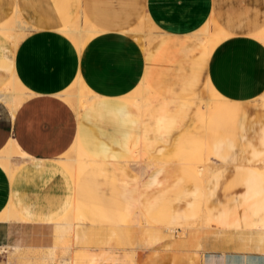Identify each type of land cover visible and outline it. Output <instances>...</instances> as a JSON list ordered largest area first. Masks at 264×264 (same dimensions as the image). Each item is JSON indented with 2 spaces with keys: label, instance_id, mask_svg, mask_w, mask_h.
I'll return each mask as SVG.
<instances>
[{
  "label": "crops",
  "instance_id": "0c3cea01",
  "mask_svg": "<svg viewBox=\"0 0 264 264\" xmlns=\"http://www.w3.org/2000/svg\"><path fill=\"white\" fill-rule=\"evenodd\" d=\"M81 14L102 33L77 54L57 30ZM19 16L31 29L15 47L0 35V89L15 75L32 96L14 117L0 102V151L12 139L28 160L12 178L0 168V215L10 203L20 218L0 222V254L50 250L55 237L68 248L55 223L75 202L86 222L73 226L74 264H264V231L249 229L264 217V180L234 145L254 101L263 150L250 154H264V46L253 37L264 0H0V26ZM141 21L158 30L146 53L127 34ZM210 23L226 37L209 53L194 37ZM76 72L92 94L78 119L59 97ZM140 86L142 117L124 101ZM207 86L224 102L204 127L187 100ZM75 137L95 161L76 186L57 161ZM204 144L217 159L201 183L184 163ZM142 148L138 176L126 161ZM135 214L151 225L122 227Z\"/></svg>",
  "mask_w": 264,
  "mask_h": 264
},
{
  "label": "bare ground",
  "instance_id": "6f19581e",
  "mask_svg": "<svg viewBox=\"0 0 264 264\" xmlns=\"http://www.w3.org/2000/svg\"><path fill=\"white\" fill-rule=\"evenodd\" d=\"M145 24H149V23H145ZM30 29L31 27H29L26 23H24L20 19V16L14 17V18L12 17L10 21L3 23V25L0 26V35H3L5 38L7 37V39H10L12 41V45L16 46L24 38L27 32H29ZM152 30H151L152 33H148L147 35H144L143 31H139V30H131V32L137 33L139 35L140 40L144 42L143 43L144 46L147 47L158 36V33H157L158 30H156L154 27H152ZM57 32L61 33L62 35L64 34L66 36L71 37V40L74 42V48L77 51V54H80L81 50L83 49L85 45H87L89 40H91L97 34L102 33V31L96 29L85 18L83 14L79 15L74 20L73 23H71L70 25L62 29L57 30ZM225 34L219 31L218 33L207 35L205 32L201 31L200 33H197L194 38H196V40L201 43V45L206 49V51L210 53L213 50V48L224 37H226ZM253 37H255L256 38L255 40H258L259 43H261L264 46V35L263 34H259ZM81 78L82 77L80 76V73L78 72L76 76L74 77V80L72 81L70 86L59 95V97L65 103H67V105L75 112L77 119L79 118L80 113L89 105L92 99L91 91L83 84ZM20 84H21L20 81L14 75L11 77L10 81L2 89H0V102L3 103L7 107L11 117H14L17 107L21 105L29 97L32 96V94H26L27 92H23L22 91L23 89L21 90L22 87L20 88ZM147 91L148 89L146 87L140 86L135 92H133L132 94H129L124 99V101H127L128 103H130L138 111L141 117L148 111V108H149V106H147L148 99L145 101V98H147L145 97V93ZM203 92L208 97V100H206L205 104L201 102L196 104L192 100L191 101L187 100V102L188 104L189 102H192V104L195 106L194 107L195 113L198 116L202 117L203 119L202 123H203V126L205 127L207 121L209 120L210 115L224 102V99L214 88L210 86H207ZM146 96H147V93H146ZM143 150L144 148L140 149V151L134 154H131L130 159L126 161L127 166H129L130 169L133 172H135L138 176H141L144 170L143 165L145 164V162L143 164V160H144L145 154L142 152ZM211 157L212 155H211V152L209 151V148L207 147L206 144H204L200 146V148L196 151L195 155L191 158V160L184 163V166H186V168L188 169L195 171V173L197 174L199 178V181L201 183H205L208 177L212 173V170L210 166L208 165L209 164L208 161H210ZM25 160H28L27 156L20 152L17 144L12 139L9 140L7 145L3 147V150L0 151V168L10 178L13 177V175L15 174V172L17 171L21 163L24 162ZM57 161L66 170L69 177L72 179L74 186H76V183H77L76 181L78 180L80 175L90 166V164L95 163V161L92 160L81 149V146L79 144L77 137H75L74 144L71 146V148L62 157L58 158ZM257 173L264 180V170L259 169L257 170ZM77 209L78 208H76V205L74 202L70 210L68 211V214L61 220L57 221L55 224L68 227L70 230L73 231V226L75 223L77 222L83 223V221H85L81 217ZM205 218H206L205 224H207V226L213 225L212 224L213 222L208 217H205ZM19 219H20L19 215L16 213V211L14 210L12 206H8L4 210V212L0 215L1 223H4V222L6 223L7 221L13 222L14 220L16 221ZM141 219H143L142 215L135 214L131 219H129L123 225L124 227L125 225L129 227L139 226ZM201 227L205 228L206 225H203V226L201 225ZM249 229H261L264 231V217L260 219L257 223H255ZM166 230L169 234H171L174 232L175 229L173 230L166 229ZM165 231L163 233H165ZM73 237L75 238V236ZM74 238H73V241H74ZM19 249H21V247L17 245L15 247V250H19Z\"/></svg>",
  "mask_w": 264,
  "mask_h": 264
},
{
  "label": "rangeland",
  "instance_id": "374dc122",
  "mask_svg": "<svg viewBox=\"0 0 264 264\" xmlns=\"http://www.w3.org/2000/svg\"><path fill=\"white\" fill-rule=\"evenodd\" d=\"M215 22H216V20H215ZM64 27H66V26H64ZM64 27H62V28H64ZM62 28H60V29H62ZM131 30L143 31L144 35H147L148 33H152V31H154V30H152V26L150 24H145L143 21H141L135 27V29H131ZM131 30L127 34L139 46L140 50L143 53H146L148 51V49L153 44H150L149 46L145 47L143 44L144 42L140 40L139 35L137 33L131 32ZM202 31L205 32L207 35H211V34L219 32L216 28L213 27L212 23L209 24L208 28H205ZM259 34L264 35V29L261 32H259L258 34H256L255 36H257ZM63 36H66V35L63 34ZM66 38L67 39L69 38V40L71 41V43L74 46V42L71 40V37L66 36ZM8 40H10V39H8ZM11 43H12V41H11ZM20 88H21V90L23 89L22 90L23 92H26V89L21 84H20ZM145 96H146V93H145ZM191 100L196 102V104H198L200 102L205 104L206 100H208V97L206 96V94H204L203 89H201L198 92V94L196 95V97L191 99ZM126 103L128 105H130L128 102H126ZM263 105H264V95H262L260 97V106L264 109ZM246 106H247V110H246L247 113H246L245 119L243 121L244 122L243 123L244 129H241L240 133H239L240 136H244L245 138L241 139L240 137H237V139H235V140L233 139V140H234V145L239 146L240 147L239 150L243 151V153L238 154V156L240 158V162H241V158H244L246 160V164L250 165V166L254 165L253 169L257 172V170H259V169L264 170V154L260 160H258L257 158L253 159L252 158L253 154H250L251 150L249 148L250 147L249 145L255 146L256 148L259 149V151L263 150V148L261 146L262 133L260 132V126H258L256 124V122H259V120H260L259 117H260V115H262L263 110L254 101L246 103ZM192 107L194 108L195 106L192 104ZM194 110H195V108H194ZM252 123L256 124V126L254 127V131H251V129H250V127L252 126ZM227 137H229V136H227ZM229 139H230V137H229ZM229 155L233 156V158H236L235 154H229ZM214 159H217V158L212 156L210 161H208L209 166L210 165L215 166L214 161H213ZM147 161L151 162L152 159H148ZM226 164L227 163H225V165ZM235 164H236V160L230 161L228 163L229 166H234ZM191 171H193V170H191ZM193 172H195V171H193ZM8 206H12V205L9 203ZM68 211H69V209H68ZM68 211L65 214V216L68 214ZM142 217H143V219H141L140 223L142 221H144L146 224L151 225V222H149L150 220L148 217H146L144 215H142ZM205 221H206V218L199 217L193 223V225L199 226V227H201V225L207 226V224H205ZM124 223H122L121 225H123ZM71 231H70V229L66 228L63 231V233H60V232L58 233L59 236H64L65 238L68 239V242H69L68 248H65L64 244L57 237H55V246L50 250H34V251H32V250L22 249L20 251L14 252V251H12V249H10L8 247H2L5 249H3L4 253L0 254V264H74L73 259L77 255L71 254V252H70V249L73 246L72 242H73V238H74L73 237L74 236L73 231L72 232ZM178 236L179 237L184 236V231H182L181 234H178Z\"/></svg>",
  "mask_w": 264,
  "mask_h": 264
}]
</instances>
